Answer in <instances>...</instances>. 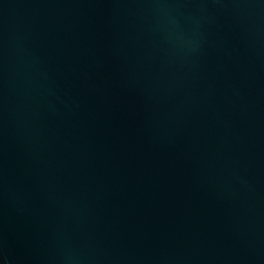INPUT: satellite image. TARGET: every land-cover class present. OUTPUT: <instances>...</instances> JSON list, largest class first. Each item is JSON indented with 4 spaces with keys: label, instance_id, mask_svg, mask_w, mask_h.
Wrapping results in <instances>:
<instances>
[{
    "label": "water",
    "instance_id": "95a60500",
    "mask_svg": "<svg viewBox=\"0 0 264 264\" xmlns=\"http://www.w3.org/2000/svg\"><path fill=\"white\" fill-rule=\"evenodd\" d=\"M0 264H264V0H0Z\"/></svg>",
    "mask_w": 264,
    "mask_h": 264
}]
</instances>
